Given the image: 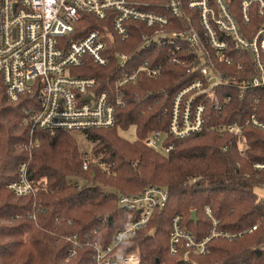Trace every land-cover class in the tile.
Returning a JSON list of instances; mask_svg holds the SVG:
<instances>
[{"label":"trees","instance_id":"1","mask_svg":"<svg viewBox=\"0 0 264 264\" xmlns=\"http://www.w3.org/2000/svg\"><path fill=\"white\" fill-rule=\"evenodd\" d=\"M240 1L225 0L242 34L250 39L261 19L253 8L249 23L243 24L238 15ZM104 25L84 14L72 39L101 31ZM128 27V40H115L111 51L133 55L139 50L132 66L150 60L152 66L162 65L161 73L155 79L140 74L136 85L125 88L126 106L117 110L114 127L82 132L93 145V157L79 150L72 133L37 132L38 147L29 160L23 148L29 131L21 120L27 106L36 103V96L24 95L17 103L0 97V264H92L94 250L89 245L108 247L115 233L137 217L133 211L119 207V197L136 195L150 186L167 190L168 201L165 207L154 210L145 229L120 246L125 253L137 250L140 264H264V204L257 194L258 190L264 193V172L253 171L247 163V159L264 163V133L247 131L249 149L244 159L230 143L229 134L217 135L209 130L215 122L244 119L246 113L240 111L253 107L257 92L247 93L244 101L235 97L221 113L207 106L204 131L173 141L169 154L146 148L142 140L150 131H166L173 97L192 78L187 68L166 63L167 49H141L145 31L141 23L130 22ZM178 27L182 23H174L167 30ZM118 73L114 60L107 67L87 60L75 71L79 77L97 78L99 90L112 86ZM224 92L234 93L230 89ZM130 127L135 128L133 142L118 135L119 130ZM88 159L105 164L110 174ZM23 162L28 163L35 191L16 197L6 187L16 179ZM74 179L86 184L79 186ZM206 207L218 221V229L235 235V239L212 240L205 256L188 253L184 259L183 248L171 254L172 220L180 217L182 227L202 240L211 228L204 213ZM193 211L197 213L195 221L191 219ZM253 226L257 229L248 233ZM75 236L81 247L75 257L69 258L72 246L68 239Z\"/></svg>","mask_w":264,"mask_h":264},{"label":"built area","instance_id":"2","mask_svg":"<svg viewBox=\"0 0 264 264\" xmlns=\"http://www.w3.org/2000/svg\"><path fill=\"white\" fill-rule=\"evenodd\" d=\"M253 8L261 23L248 39L225 0H0V97L17 103L24 95L36 96V103L27 106L21 120L29 131L23 147L29 160L38 147L37 132L74 134L112 128L117 123V110L126 106L125 88L136 85L140 74L152 79L160 76L162 65L152 66L150 60L132 66L139 50L133 55L111 51L115 40H128L130 22L145 27L142 50L167 49L166 63L187 68L192 78L173 97L166 131H150L141 143L167 155L173 141L204 131L207 106L221 113L235 97L244 101L247 93L257 92L253 107L240 111L246 113L244 119L215 122L209 127L217 135L229 134L238 155L247 159V131L264 133V103L263 108L260 106L264 101V0H241L238 15L243 24H248ZM84 14L106 25L101 31L72 39ZM174 23H182V27L168 31ZM87 60L99 67L116 62L120 73L112 86L99 90L97 78L75 74ZM226 89L234 93L226 94ZM88 160L110 174L105 164ZM247 163L253 171L264 172V163L250 159ZM83 168H87V162ZM30 178L28 163L23 162L16 179L6 188L16 197L33 195ZM261 198L264 204V195ZM167 201L168 191L158 186L120 196L119 207L133 211L137 217L115 233L108 247L89 245L94 250L92 264H140L137 250L125 253L120 246L145 229L154 210L165 207ZM204 213L211 228L202 240L182 227L180 217L172 220L171 254L183 248L184 259L188 253L205 256L212 240L235 239V235L218 229L209 207ZM256 229L253 226L248 233ZM68 242L72 246L68 257L73 258L81 246L76 236Z\"/></svg>","mask_w":264,"mask_h":264},{"label":"rangeland","instance_id":"3","mask_svg":"<svg viewBox=\"0 0 264 264\" xmlns=\"http://www.w3.org/2000/svg\"><path fill=\"white\" fill-rule=\"evenodd\" d=\"M118 135L121 138H123V139H125V140H127L129 142H133V141L136 140V137H135V128L134 127H130L127 131H120L119 130L118 131ZM73 136H74V138L76 139V141H77V143L79 145V150L82 153L88 154L89 155L88 156L89 158L93 157L91 155V149H92L93 145L89 141H87V139L85 138V136L82 133H80V132L74 133ZM101 171H103V170H101ZM103 172H106V171H103ZM74 181H76L79 184V186H82V185H85L86 184L82 180L74 179ZM257 194L259 196H263L264 195V193L262 191H259V190L257 191Z\"/></svg>","mask_w":264,"mask_h":264},{"label":"water","instance_id":"4","mask_svg":"<svg viewBox=\"0 0 264 264\" xmlns=\"http://www.w3.org/2000/svg\"><path fill=\"white\" fill-rule=\"evenodd\" d=\"M88 99H89V98H88ZM196 215H197L196 211H193L192 214H191V219H192L193 221L196 220Z\"/></svg>","mask_w":264,"mask_h":264}]
</instances>
